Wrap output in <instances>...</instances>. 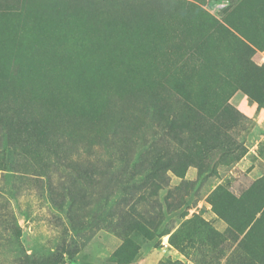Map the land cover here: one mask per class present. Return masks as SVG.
Listing matches in <instances>:
<instances>
[{
  "label": "rangeland",
  "instance_id": "rangeland-1",
  "mask_svg": "<svg viewBox=\"0 0 264 264\" xmlns=\"http://www.w3.org/2000/svg\"><path fill=\"white\" fill-rule=\"evenodd\" d=\"M5 127L0 264H264V0H0Z\"/></svg>",
  "mask_w": 264,
  "mask_h": 264
},
{
  "label": "trees",
  "instance_id": "trees-1",
  "mask_svg": "<svg viewBox=\"0 0 264 264\" xmlns=\"http://www.w3.org/2000/svg\"><path fill=\"white\" fill-rule=\"evenodd\" d=\"M206 118L211 119L209 117H206ZM172 120L173 119H170V120L167 121V124L169 125L170 128L172 127ZM5 131H3L2 138L0 140V150H4L5 152H7L10 148H12V146H10V144H12V142L10 140V137H9V134H8V130H7L6 127H5ZM21 141H22L23 144H25V141L27 142V144H29L33 140L30 139V138H25V139H23ZM181 161L182 160H178V162H177V163H179L178 165H184L185 166L186 164L185 163H181ZM153 162H154V167H153V170H149V175L150 174L151 175H157V178H158V176H160L159 179H161V175L162 176L165 175V173H166V171L168 169H172V170L176 169V166H174L172 164L174 162L169 161V159L165 160V159H161V158H155V161H153ZM153 162H152V164H153ZM137 164H138L137 160L132 161L130 167L131 168H135L137 166ZM79 180L80 179H77V181H79ZM154 187H155V189H159L161 186H160V184H156V186H154ZM65 189H66V191L63 193V198L61 200V203L58 206H55V208L57 210H59V211H64L65 213L69 214L67 216V219H68V221L70 220L69 221V224L71 225L70 230L74 231L76 228L73 227V225H72V214L74 215V211L72 210L73 199L69 195L70 194L69 188H65ZM72 211H73V213L70 214V212H72ZM94 212H95V210H94ZM94 212H93V214H94ZM262 220H264V199L260 200V202L253 207V212L250 213L246 223L244 224V231L247 232V233L248 232H253L255 230V228L258 227V225H259V227L261 226V221ZM125 232H126V230H123V228H122V232L120 231L121 235H123ZM59 251H60V257L62 255H64V254L67 255V256H71L72 253H74L75 248L71 249L70 244L61 245L59 247Z\"/></svg>",
  "mask_w": 264,
  "mask_h": 264
},
{
  "label": "crops",
  "instance_id": "crops-1",
  "mask_svg": "<svg viewBox=\"0 0 264 264\" xmlns=\"http://www.w3.org/2000/svg\"><path fill=\"white\" fill-rule=\"evenodd\" d=\"M211 217H212V216L209 215L208 218H211ZM213 221H214L216 224H219V223H220L219 219H213Z\"/></svg>",
  "mask_w": 264,
  "mask_h": 264
}]
</instances>
